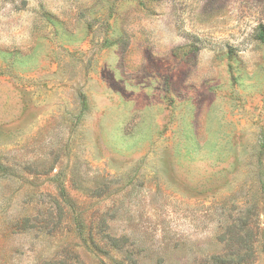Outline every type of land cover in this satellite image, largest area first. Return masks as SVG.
Wrapping results in <instances>:
<instances>
[{
    "label": "rangeland",
    "instance_id": "rangeland-1",
    "mask_svg": "<svg viewBox=\"0 0 264 264\" xmlns=\"http://www.w3.org/2000/svg\"><path fill=\"white\" fill-rule=\"evenodd\" d=\"M260 26L264 0H0V264H209L241 236L264 264Z\"/></svg>",
    "mask_w": 264,
    "mask_h": 264
},
{
    "label": "trees",
    "instance_id": "trees-1",
    "mask_svg": "<svg viewBox=\"0 0 264 264\" xmlns=\"http://www.w3.org/2000/svg\"><path fill=\"white\" fill-rule=\"evenodd\" d=\"M258 40L264 44V27L260 26L258 31ZM241 228H243L241 226ZM245 229V228H244ZM238 245L237 251L235 254H229L228 258L225 257H216L213 258L209 264H243L244 258L241 256V254L244 251L250 250V242L249 240L243 238L242 236L235 241Z\"/></svg>",
    "mask_w": 264,
    "mask_h": 264
}]
</instances>
